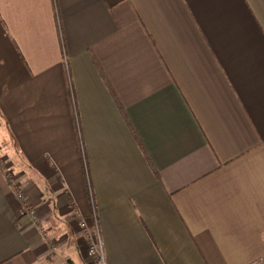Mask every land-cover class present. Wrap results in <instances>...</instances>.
Segmentation results:
<instances>
[{"label":"crops","instance_id":"crops-1","mask_svg":"<svg viewBox=\"0 0 264 264\" xmlns=\"http://www.w3.org/2000/svg\"><path fill=\"white\" fill-rule=\"evenodd\" d=\"M0 149V264H264V0H0Z\"/></svg>","mask_w":264,"mask_h":264},{"label":"built area","instance_id":"built-area-1","mask_svg":"<svg viewBox=\"0 0 264 264\" xmlns=\"http://www.w3.org/2000/svg\"><path fill=\"white\" fill-rule=\"evenodd\" d=\"M19 200H25V196L22 193H18L17 194ZM32 218L34 220L37 219L36 215H35V211H30V213ZM36 223V222H35ZM80 226H84V223H80ZM89 236L90 239V244H89V256L92 257L95 260L96 264H107L106 262V258H105V253H104V247H103V243L102 240L100 238V234L97 231L96 234L94 233H88L87 234V238Z\"/></svg>","mask_w":264,"mask_h":264},{"label":"rangeland","instance_id":"rangeland-1","mask_svg":"<svg viewBox=\"0 0 264 264\" xmlns=\"http://www.w3.org/2000/svg\"><path fill=\"white\" fill-rule=\"evenodd\" d=\"M0 150H1V149H0ZM0 166H3L5 169L7 168L8 170L10 169L8 166L6 167V163H5L4 159H3V157L1 156V154H0ZM7 174L10 175L9 172H7ZM15 183H16V181H15ZM15 190H17V189H15ZM27 209H29V213H30V211H35V215H36V217H37V213H36L35 208H33V207H28ZM30 216H31V214H30ZM31 219H32V221H34V222H37V221H38V217H37L36 220H34V219L32 218V216H31ZM79 229H85V227H84V226H81V227H79ZM87 234H88V232L86 233L87 249H86V252H85V258H86V259L88 258L89 262H92V263L94 262L93 264H96V263H95V260H94L92 257L89 256V244H90L91 241H90V239H89V236H88V238H87Z\"/></svg>","mask_w":264,"mask_h":264}]
</instances>
